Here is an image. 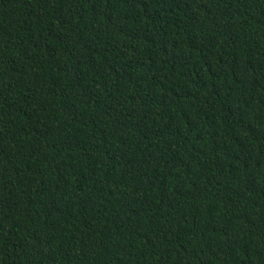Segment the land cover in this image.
<instances>
[{
	"label": "trees",
	"instance_id": "1",
	"mask_svg": "<svg viewBox=\"0 0 264 264\" xmlns=\"http://www.w3.org/2000/svg\"><path fill=\"white\" fill-rule=\"evenodd\" d=\"M0 264H264V0H0Z\"/></svg>",
	"mask_w": 264,
	"mask_h": 264
}]
</instances>
